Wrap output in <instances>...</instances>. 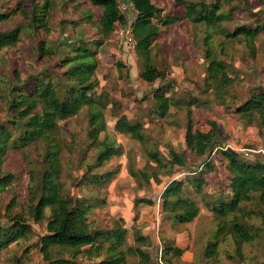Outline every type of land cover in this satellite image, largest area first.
<instances>
[{"label": "trees", "instance_id": "trees-1", "mask_svg": "<svg viewBox=\"0 0 264 264\" xmlns=\"http://www.w3.org/2000/svg\"><path fill=\"white\" fill-rule=\"evenodd\" d=\"M120 1L66 0L60 4V0H0V26L22 19L16 28L0 29V221L4 222L0 223V252L21 242L31 243L33 224L47 218L46 232L26 248V252L37 249L46 264H129L132 257L137 264H176L182 259L186 249L173 240H163L157 259L148 251L152 247L148 235L136 230L133 244L129 243L123 219L109 220L104 227L91 222V213L106 201L71 195L61 182L64 143L59 136L60 123L81 112L87 120L86 157L73 164L80 173L73 179V189L104 188L115 179L118 170L100 171L111 159L124 154L115 140L101 139L107 132L106 111L110 109L117 118L115 130L139 142L147 157L142 169L129 167L131 178L141 188L169 179L160 196V210L173 225L193 223L200 213L194 197L206 194L207 187L222 185V197L207 203L220 223L203 249L206 264L218 258L226 229L235 239L232 258L245 261L238 264H264V156L249 159L226 148V134L218 122L208 121L206 130L195 123L192 107H201V101L194 96L176 99L170 95V85L163 83L153 91L150 115L165 120L172 108H187L186 149L168 148L165 156L154 143L149 146L151 140L142 122L118 113L119 102L102 87L97 74L101 49L120 25L130 28L139 77L151 85L166 81L168 75L167 68L156 65L153 54L164 30L183 24L191 30L202 27L207 63L202 93L212 94L224 108L232 102V113L246 126L256 127L264 138V68L256 72L248 98L239 101L233 92L238 73L225 58L226 44L235 42L242 43L251 58H256V40L264 34V8L252 23L229 29L225 23L243 22L244 18L224 0H172L168 12L157 0H129L135 13L131 23L119 9ZM246 1L229 3L238 8ZM58 14L57 28L64 33L71 28L74 34L66 44L55 40L53 21ZM23 30L32 44L28 43L29 51L25 52L29 59L21 65L18 53L26 42ZM115 65L122 78L123 64ZM37 146L42 151L40 170L31 179L26 204L16 199L3 204V196L11 192L16 180L4 168L8 153ZM87 151L94 153L90 159ZM177 173L183 177L177 178ZM254 198L259 207L248 209L246 204ZM141 205L155 203L147 198L135 201L136 208ZM254 243L263 245L260 259L246 257L243 252L244 245Z\"/></svg>", "mask_w": 264, "mask_h": 264}, {"label": "rangeland", "instance_id": "rangeland-1", "mask_svg": "<svg viewBox=\"0 0 264 264\" xmlns=\"http://www.w3.org/2000/svg\"><path fill=\"white\" fill-rule=\"evenodd\" d=\"M264 0H247L245 4L238 5L224 3L229 8H235L236 12L244 18L243 22L234 21L225 23L226 28L234 29L237 25L250 24L254 16L260 14L263 10ZM64 4L66 0H60ZM121 2L129 3V0ZM165 8V12L172 8V0H157ZM237 5V4H236ZM132 8V7H131ZM61 14H58L53 23L59 22ZM127 18L131 23L135 18V13L131 9L127 13ZM22 23V19L0 26V29H13ZM183 24L173 27L170 30H164L163 40L155 45L154 59L160 68H167L168 75L164 82L157 81L151 85L139 77V65L134 55L133 47L121 46L112 34L106 46L101 49L98 57L100 78L102 87L109 92L111 98L117 100L121 106L120 114L126 115L131 121H140L144 124L147 137L151 140L149 146L153 143L162 152L168 156V148L178 151L186 149V107L181 109H171L169 118L162 120L155 115H150L154 108L153 91L161 84L170 85V95L176 99H186L187 96H194L201 102V107H192L195 123L204 130L208 121L218 122L225 131L224 145L239 153L242 157L254 159L257 154L264 156V138L259 135L256 127H249L242 123L233 113V103L229 101V108H224L218 104L212 94H203L204 81L206 77L207 63L203 48V35L201 27L192 31ZM56 38L59 44H66L73 31L71 28L66 33L57 28ZM80 30V29H79ZM26 42L23 43L19 51L21 65L29 59L27 53L28 34L23 30ZM223 41L225 38H222ZM227 41V40H225ZM257 56L251 58L242 43L226 44V60L235 68L238 73L237 82L233 92L239 101H245L249 96V89L254 82L256 72L264 68V34H261L256 40ZM22 50H25L22 52ZM220 51V49H218ZM221 53V52H220ZM116 62L123 64L122 78H120L119 68ZM107 132L102 134L101 139L109 137L124 148V154L121 157H114L100 170L116 171L118 174L115 179L104 188L88 187L82 192L75 191L72 183L80 173L76 172L73 164L79 162L86 149L87 120L84 112L78 116L62 121L60 123L59 136L63 140V152L61 160L63 163L61 182L68 192L73 195L83 197L100 198L106 201L95 209L89 220L101 226H106L109 220L126 221L129 230V243L133 244V236L136 230L143 235H148L152 241V247L148 251L153 259L159 258L160 249L163 240H173L181 248L186 249L182 259L176 260V264H206L203 259V249L206 242L211 239L212 232L217 229L220 220L217 219L209 210L207 203H213L222 197V185H216L213 188L207 187L206 194L195 196L200 207L198 218L191 224L173 225L172 221L160 210V196L169 179L165 178L161 185L152 183L139 187L135 180L129 175V167L135 166L142 169L146 165L147 157L143 146L127 135H123L115 130L117 118L109 109L106 111ZM41 148L39 146L28 148L24 151L14 150L8 153L4 168L11 172L16 180L11 186V192L3 196V204L16 199L20 204H26L29 198V186L31 179L35 177L40 170ZM88 153V151H87ZM93 152L88 153L89 159ZM86 157V156H85ZM72 164V165H71ZM177 178L183 175L176 174ZM80 192V193H79ZM140 198L152 200L155 205H141L135 207V201ZM248 209L259 207L258 201L254 198L249 204ZM0 223H4L0 221ZM47 218L41 220L38 224H33L34 238L31 243H24L11 247L9 250L0 252V264H46L43 257L37 249L26 252V248L35 242L39 235L46 232ZM220 239L221 245L218 258L209 264H238L244 259L232 258L234 256L235 239L229 229H226ZM263 244V243H262ZM243 252L246 257L259 258L263 253V245L259 243L243 246ZM260 259V258H259ZM20 260L19 262H17ZM238 262V263H237ZM245 262V261H244ZM129 264H137V259L129 258Z\"/></svg>", "mask_w": 264, "mask_h": 264}, {"label": "built area", "instance_id": "built-area-1", "mask_svg": "<svg viewBox=\"0 0 264 264\" xmlns=\"http://www.w3.org/2000/svg\"><path fill=\"white\" fill-rule=\"evenodd\" d=\"M119 9L123 14H127L128 11L131 9V7L129 3L120 1ZM114 35L116 37V40L119 42V44H121V46L131 45L132 47H134V45L131 42L132 35L129 27L121 26V25L118 26L114 32Z\"/></svg>", "mask_w": 264, "mask_h": 264}]
</instances>
